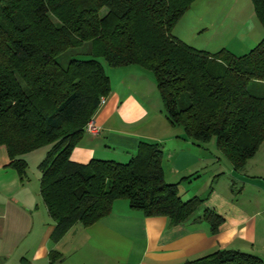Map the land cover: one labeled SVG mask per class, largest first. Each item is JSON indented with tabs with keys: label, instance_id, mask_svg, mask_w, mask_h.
I'll use <instances>...</instances> for the list:
<instances>
[{
	"label": "trees",
	"instance_id": "16d2710c",
	"mask_svg": "<svg viewBox=\"0 0 264 264\" xmlns=\"http://www.w3.org/2000/svg\"><path fill=\"white\" fill-rule=\"evenodd\" d=\"M194 1L0 0V144L22 177L23 155L51 144L38 166L40 194L56 222L53 239L76 223L99 221L116 198L171 223L193 216L204 200H183L178 183L166 181L161 144L154 141L141 140L127 162L71 159L101 96L111 92L101 59L110 67L150 70L169 123L201 144L216 138L236 170L264 142V36L244 54L194 48L172 34ZM251 2L264 25V0ZM74 49L89 57H76ZM200 218L212 232L224 220L209 208ZM184 264L264 262L220 248Z\"/></svg>",
	"mask_w": 264,
	"mask_h": 264
},
{
	"label": "crops",
	"instance_id": "0c3cea01",
	"mask_svg": "<svg viewBox=\"0 0 264 264\" xmlns=\"http://www.w3.org/2000/svg\"><path fill=\"white\" fill-rule=\"evenodd\" d=\"M251 1L195 0L172 34L211 53L223 47L247 53L264 36V27L251 17ZM106 73L111 92L92 116L100 132H86L71 159L127 162L141 140L154 141L161 144L166 181L178 183L183 200L195 196L203 203L187 220L171 223L169 216H145L116 198L99 221L76 223L56 240V222L39 190L38 164L51 144L23 155L28 162L24 177L0 144V264H184L220 248L249 252L264 262V142L236 170L213 139L198 143L169 123L150 70L126 64ZM206 208L224 218L216 232L200 218Z\"/></svg>",
	"mask_w": 264,
	"mask_h": 264
},
{
	"label": "rangeland",
	"instance_id": "374dc122",
	"mask_svg": "<svg viewBox=\"0 0 264 264\" xmlns=\"http://www.w3.org/2000/svg\"><path fill=\"white\" fill-rule=\"evenodd\" d=\"M248 16H249V14H244V15H242L241 17L244 18V19L246 18V20H247V19H248ZM237 17H239V15H238ZM251 17L253 18V20H257L256 22H258V24H260V25L262 26L261 28H263L264 25H262V23H261V22L255 17V12H254V10H252V12H251ZM245 28H246V27H245ZM225 30H226V28H225ZM225 30H223V31H225ZM263 31H264V30H263ZM201 37H203V36H201ZM199 40H201V38H199ZM199 40H198V41H199ZM236 41H237V40L235 39L233 42H236ZM192 47H193V46H192ZM196 48H197V47H196ZM199 48H201V49H205V48H203V47H199ZM199 48H198V49H199ZM223 48H225V47H223ZM227 48H228V47H227ZM250 49H251V48H250ZM206 51H207V50H206ZM230 51H231V49H230ZM234 51L236 52V53H235L236 55H238V54H240V52H242V51H239V53H238L236 50H233V51H231V52L234 53ZM80 52H82V51H77V50H75V49L72 51V53H75L74 55H75L76 57H78V58H85V57H87V56L89 57L88 53H85V54H84V53H80ZM72 53H71V54H72ZM71 54H70V56H71ZM242 54H243V53H242ZM68 57H69V56H67V58H68ZM100 59H101V58H100ZM101 62L103 63V65H105V67H107L108 70H109L111 67H113V66L110 67L109 65H107V64L105 63V61L102 60V59H101ZM215 139H216V138H213V142H216Z\"/></svg>",
	"mask_w": 264,
	"mask_h": 264
},
{
	"label": "built area",
	"instance_id": "2783aa9c",
	"mask_svg": "<svg viewBox=\"0 0 264 264\" xmlns=\"http://www.w3.org/2000/svg\"><path fill=\"white\" fill-rule=\"evenodd\" d=\"M105 97L100 98V103L104 104ZM97 122L92 118L90 119L85 127L84 130L88 133L90 132L92 135H97L100 132L99 126L96 124Z\"/></svg>",
	"mask_w": 264,
	"mask_h": 264
}]
</instances>
